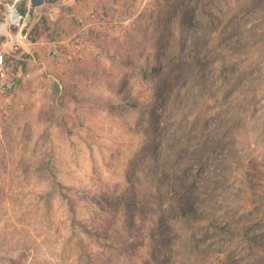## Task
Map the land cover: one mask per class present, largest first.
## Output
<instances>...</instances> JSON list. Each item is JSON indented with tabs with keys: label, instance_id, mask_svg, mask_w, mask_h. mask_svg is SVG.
Instances as JSON below:
<instances>
[{
	"label": "rangeland",
	"instance_id": "obj_1",
	"mask_svg": "<svg viewBox=\"0 0 264 264\" xmlns=\"http://www.w3.org/2000/svg\"><path fill=\"white\" fill-rule=\"evenodd\" d=\"M95 8L83 61L7 58L0 264H264V0H61L41 41Z\"/></svg>",
	"mask_w": 264,
	"mask_h": 264
},
{
	"label": "built area",
	"instance_id": "obj_2",
	"mask_svg": "<svg viewBox=\"0 0 264 264\" xmlns=\"http://www.w3.org/2000/svg\"><path fill=\"white\" fill-rule=\"evenodd\" d=\"M22 1L26 3L23 11L18 8L19 3ZM59 1L47 5L54 6ZM68 17H74L75 20V27L71 36L49 42H33L29 37V33L40 16H34L29 6V0L4 1L0 20L1 119H7L12 115L11 97L19 94L23 83L30 79V72L24 69L21 64L15 72L10 70L6 60L7 57L19 54L21 56L18 59L19 61H24L33 66H40L42 70H45L46 62L50 61L63 68L70 62H81L87 58L91 51V41L95 37L94 35L114 34L128 23L122 12L110 13V11L101 8L92 9L85 15L71 14ZM36 46L43 47L41 57L35 53Z\"/></svg>",
	"mask_w": 264,
	"mask_h": 264
},
{
	"label": "trees",
	"instance_id": "obj_3",
	"mask_svg": "<svg viewBox=\"0 0 264 264\" xmlns=\"http://www.w3.org/2000/svg\"><path fill=\"white\" fill-rule=\"evenodd\" d=\"M25 5H26V3L24 2V1H22V2H20L19 3V5H18V8H19V10H21V11H23V10H25ZM34 10V8H31V11H33ZM0 20H1V17H0ZM43 24V21L42 20H40V18H39V20L36 22V24L32 27V29H31V31H30V33H29V37H30V39L33 41V42H39V41H41L42 40V32H41V30H40V25H42ZM95 37L97 36V35H94ZM8 58V57H7ZM6 60H8V59H6ZM21 63H25L24 61H20ZM20 63V64H21ZM26 64V63H25ZM22 65V64H21ZM16 70H17V68H16ZM16 70H13L14 72L16 71ZM137 70L143 75H145L146 73H145V71L143 70V68H137ZM159 69L157 68V67H154L153 68V72H157Z\"/></svg>",
	"mask_w": 264,
	"mask_h": 264
},
{
	"label": "water",
	"instance_id": "obj_4",
	"mask_svg": "<svg viewBox=\"0 0 264 264\" xmlns=\"http://www.w3.org/2000/svg\"><path fill=\"white\" fill-rule=\"evenodd\" d=\"M59 0H29V6L31 8H37L44 4H55Z\"/></svg>",
	"mask_w": 264,
	"mask_h": 264
},
{
	"label": "crops",
	"instance_id": "obj_5",
	"mask_svg": "<svg viewBox=\"0 0 264 264\" xmlns=\"http://www.w3.org/2000/svg\"><path fill=\"white\" fill-rule=\"evenodd\" d=\"M37 47L38 46L35 47V53L37 54V56H40L41 57V55L43 53V47L41 46V51H36V48ZM37 49H39V48H37ZM13 57L18 60L21 56L19 54H14Z\"/></svg>",
	"mask_w": 264,
	"mask_h": 264
}]
</instances>
